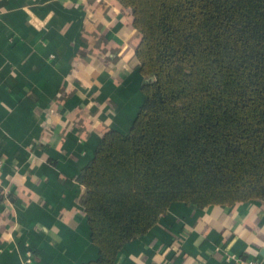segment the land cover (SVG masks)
Instances as JSON below:
<instances>
[{"label": "crops", "instance_id": "obj_1", "mask_svg": "<svg viewBox=\"0 0 264 264\" xmlns=\"http://www.w3.org/2000/svg\"><path fill=\"white\" fill-rule=\"evenodd\" d=\"M131 20L116 0H0V264L97 256L77 176L143 100ZM225 252L264 264V203H173L116 264H225Z\"/></svg>", "mask_w": 264, "mask_h": 264}, {"label": "trees", "instance_id": "obj_2", "mask_svg": "<svg viewBox=\"0 0 264 264\" xmlns=\"http://www.w3.org/2000/svg\"><path fill=\"white\" fill-rule=\"evenodd\" d=\"M143 100L77 176L97 256L116 264L173 203H264V0H116Z\"/></svg>", "mask_w": 264, "mask_h": 264}, {"label": "built area", "instance_id": "obj_3", "mask_svg": "<svg viewBox=\"0 0 264 264\" xmlns=\"http://www.w3.org/2000/svg\"><path fill=\"white\" fill-rule=\"evenodd\" d=\"M3 165V157L0 155V170ZM33 260V251L28 246L26 247L25 254H24V262L30 263ZM224 261L225 264H261L260 261L257 260L256 257L253 256H241L231 252L224 253Z\"/></svg>", "mask_w": 264, "mask_h": 264}]
</instances>
